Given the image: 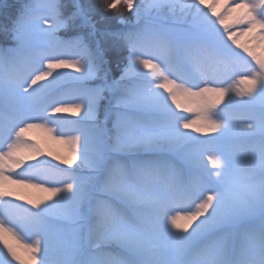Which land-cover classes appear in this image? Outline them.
I'll list each match as a JSON object with an SVG mask.
<instances>
[{
	"label": "snow or ice",
	"instance_id": "snow-or-ice-1",
	"mask_svg": "<svg viewBox=\"0 0 264 264\" xmlns=\"http://www.w3.org/2000/svg\"><path fill=\"white\" fill-rule=\"evenodd\" d=\"M0 15V264H264V0Z\"/></svg>",
	"mask_w": 264,
	"mask_h": 264
},
{
	"label": "rangeland",
	"instance_id": "rangeland-1",
	"mask_svg": "<svg viewBox=\"0 0 264 264\" xmlns=\"http://www.w3.org/2000/svg\"><path fill=\"white\" fill-rule=\"evenodd\" d=\"M8 1H9V0H0V2H7V3H8ZM12 2H16V3H12V4H14V5L18 4V0H12ZM175 2H176V4H177L178 7H179L180 5L184 4V3L186 2V0H176ZM3 20H4L3 15H0V22H2ZM61 35L63 36L64 34L61 33ZM0 38H1V39H4L5 41H7V42H9V43H11V41H10L7 37H5L3 34H0ZM246 67H248V66L245 65V66H243V67H238V68H237V72H236V74H234V76H235V80L238 81V78H239V75H238V74H239L240 72H243V71H244V68H246ZM117 74H118V73H117ZM233 82H234L233 80H230V81H229V83H233ZM185 115H187V113H185ZM71 118L74 119V117H71ZM31 135L34 136L37 140H40V141H44L45 138H46V135H45V133H44V131H43L42 129H33ZM194 135H195V133H194ZM50 147H51V149H52L54 152H58V153H61V154H62V151H63L62 146H60V145H56V144L52 143V144H50ZM49 159H51V158H49ZM17 171H18V170H17ZM16 178H18V177H16ZM29 191H30L34 196H40V195H43V194H44V193H41V192H39L38 190H35V189H30ZM26 206H27V205H26ZM176 208H177V210H179V205H177ZM23 235H24V236H28L29 234H28V233H24Z\"/></svg>",
	"mask_w": 264,
	"mask_h": 264
},
{
	"label": "trees",
	"instance_id": "trees-1",
	"mask_svg": "<svg viewBox=\"0 0 264 264\" xmlns=\"http://www.w3.org/2000/svg\"><path fill=\"white\" fill-rule=\"evenodd\" d=\"M21 2H25V0H18V3H21ZM65 2L67 3L68 0H65ZM8 3L12 4V3H16V2H12V0H9ZM15 11H16L15 8L11 9L12 14H15ZM125 19H131V17L128 15L127 12H125ZM110 26L113 27V28L120 27V25H117L115 23V20H112L110 22ZM8 46H11V43H9V42L5 41L4 39L0 38V47H8Z\"/></svg>",
	"mask_w": 264,
	"mask_h": 264
}]
</instances>
